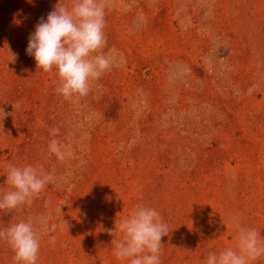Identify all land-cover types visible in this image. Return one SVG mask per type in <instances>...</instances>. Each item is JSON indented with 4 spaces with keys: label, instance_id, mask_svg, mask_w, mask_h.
Listing matches in <instances>:
<instances>
[{
    "label": "rangeland",
    "instance_id": "rangeland-1",
    "mask_svg": "<svg viewBox=\"0 0 264 264\" xmlns=\"http://www.w3.org/2000/svg\"><path fill=\"white\" fill-rule=\"evenodd\" d=\"M58 3L0 0V196L10 165L52 177L0 210V229L45 223L37 264H123L110 233L138 205L168 225L161 264L234 248L233 219L264 238V0H112L104 51L122 59L72 100L26 52ZM12 258L0 241V264Z\"/></svg>",
    "mask_w": 264,
    "mask_h": 264
},
{
    "label": "clouds",
    "instance_id": "clouds-1",
    "mask_svg": "<svg viewBox=\"0 0 264 264\" xmlns=\"http://www.w3.org/2000/svg\"><path fill=\"white\" fill-rule=\"evenodd\" d=\"M112 0H68L58 3L47 18H41L30 35L26 52L35 60L37 70L55 73L59 80L56 92L65 100L86 96L102 76L117 66L122 56L114 49L104 51L105 17ZM18 110L20 103L13 106ZM3 108L0 117L5 118ZM56 136L58 129H50ZM49 154L58 160L65 158V147L56 139L48 145ZM52 177L31 164L10 165L7 169L6 190L0 196V210L12 211L31 204L42 193ZM61 212V208L58 209ZM236 246L209 252L204 264H253L264 256V238L255 228H243L236 219ZM46 224L21 220L0 229V241L13 252V264H37L41 233ZM113 254L123 264H161V240L169 228L153 207L138 205L132 214L115 223ZM52 238L49 242L54 243Z\"/></svg>",
    "mask_w": 264,
    "mask_h": 264
}]
</instances>
